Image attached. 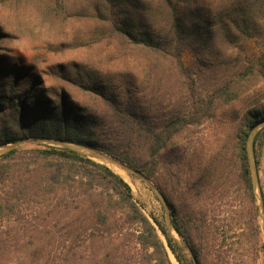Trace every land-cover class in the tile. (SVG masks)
Listing matches in <instances>:
<instances>
[{
    "label": "trees",
    "instance_id": "obj_1",
    "mask_svg": "<svg viewBox=\"0 0 264 264\" xmlns=\"http://www.w3.org/2000/svg\"><path fill=\"white\" fill-rule=\"evenodd\" d=\"M16 1L0 0V6L15 9ZM91 8L74 14L93 18L98 45H113L114 54L106 52L102 59L127 70L111 76L122 86L109 90V75L84 70L87 75L80 76L87 82L79 85L95 94L99 105L90 110L73 102L64 87L45 88L31 67L0 55V145L42 138L75 142L113 156L140 178L157 177L163 153L171 150L174 139L202 124L217 99L237 97V90L224 79L214 85L207 100L197 96L182 52L190 49L198 57L203 54L197 47L202 51V46H216L222 37L236 42L240 36L252 35L253 18L264 9V0H93ZM1 33L0 28V38ZM211 57L217 59L208 51L206 61ZM58 70V75L75 71L61 66ZM142 83L151 85L149 103ZM263 120L264 100L242 114L234 132L237 175L252 202L246 140L251 128ZM263 144L264 126L253 140L257 171ZM169 159L168 171L179 167L181 158ZM261 190L264 206L262 185ZM1 192L8 196L2 198ZM13 199L24 203L28 218L22 220L28 226L23 225L21 236L0 233V264H8L11 254L17 264H129L123 248L130 242L153 249L151 257L138 264H172L130 185L106 165L77 151L42 144L29 150L15 146L0 154V208H12ZM168 203L171 225L182 245L154 214L149 216L178 264H194L193 258H186L187 250L201 264L188 227L170 199ZM252 228L263 249L255 220ZM51 255L54 259H49Z\"/></svg>",
    "mask_w": 264,
    "mask_h": 264
},
{
    "label": "rangeland",
    "instance_id": "obj_2",
    "mask_svg": "<svg viewBox=\"0 0 264 264\" xmlns=\"http://www.w3.org/2000/svg\"><path fill=\"white\" fill-rule=\"evenodd\" d=\"M92 3L93 0H19L12 4L15 9H11V5L0 6V55L31 67L45 88L64 87L73 102L96 110L98 99L79 85L87 82L80 75H87L84 70L94 72L93 75H109L106 84L110 86L109 90H113L122 83L111 76L127 70L120 69L124 66L119 63L102 59L106 52L113 55L114 49L112 44L96 43L98 37L93 33V18L74 14L82 13L83 7L92 10ZM253 19L256 20L254 33L248 37L240 36L236 42H228L226 37H222L216 46H202L203 52L197 47V52L203 54L198 57L190 49L182 52L184 66L195 80L197 96L207 100L214 85L224 79L237 90V97L229 101L217 99L213 109L210 105L208 115L202 117V124L176 137L171 150L163 153L157 177L147 178L166 200L170 199L174 204L178 218L190 231L201 264H264V230L259 201L253 184L255 201L249 199L237 175L234 160V132L240 118L247 109L264 100V66L259 64L260 59L264 62V9ZM208 51L217 55V59L211 57L212 60L206 61ZM60 66L64 70L75 71L58 75L56 72ZM140 86L145 102H148L151 85L142 83ZM176 93L172 91V94ZM260 122L256 125H262ZM31 140L19 141L17 146L24 150L42 147V144ZM174 157L181 158L180 165L168 171L167 166H171L169 158ZM259 160L257 174L262 197L264 144L259 149ZM18 167L15 165L13 168L17 170ZM120 172L134 197L144 204L145 212L154 214L169 236L172 233L181 241L176 232L168 231L164 206L145 178L129 171ZM6 196L8 194L1 192L2 198ZM11 203L12 208H0V233L21 236L28 226L23 223L28 218L24 212L25 205L15 199ZM262 209L264 213L263 198ZM254 220L260 227L263 249L254 235ZM123 250L129 264L147 261L153 251L151 247L142 249L133 242L126 244ZM167 254L172 264H178L171 249ZM185 254L186 258L194 257L197 262L188 250ZM51 258L54 259L53 255ZM8 264H17L15 254L10 255Z\"/></svg>",
    "mask_w": 264,
    "mask_h": 264
},
{
    "label": "water",
    "instance_id": "obj_3",
    "mask_svg": "<svg viewBox=\"0 0 264 264\" xmlns=\"http://www.w3.org/2000/svg\"><path fill=\"white\" fill-rule=\"evenodd\" d=\"M260 124L262 125H255L247 140H246V151H247V156H248V160H249V165H250V172H251V180H252V184H253V188H254V192L256 194V197L258 198L259 201V214L260 217L262 219L263 222V230H264V213H263V209H262V197H261V193H260V186H259V180H258V174H257V169H256V164H255V159H254V155H253V140H254V136L257 133V131L264 126V120L260 122ZM32 143H40V144H47V145H53L56 147H64V148H69L72 149L74 151H77L99 163H102L104 165H106L107 167H109L110 169H112L114 172H116L117 174H119L122 178H123V174H121L120 171H129L132 173L136 174V171L131 169L129 166H127L126 164L122 163L121 161H119L118 159L114 158L113 156L92 148L90 146H86L83 144H79V143H75V142H65V141H60V140H55V139H50V138H42V139H34L31 140ZM17 143H8V144H1L0 145V154H2L3 152L9 150L10 148H13L15 146H17ZM124 179V178H123ZM125 180V179H124ZM148 184L150 185L151 189L153 190V192L155 193V195L159 198V200L161 201V203L164 206V211H165V220H166V225L168 228V231L171 233V231L175 230L173 229L172 225H171V221H170V206L167 202V200L165 199V197L159 192V190L153 185L151 184L147 179H145ZM128 183V182H127ZM147 214V213H146ZM147 216L149 217V219L151 220V222L154 224V226L157 229V232L160 236V238L163 240L164 244H165V248L167 249V252L170 251L167 243H166V239H164V237L162 236V232L160 231V229L157 227L155 221L149 216V214H147ZM161 234V235H160ZM172 238H174L177 243L179 245H182L181 241L176 238L172 233L170 234ZM194 263L197 264L195 258L193 257ZM172 263V262H171Z\"/></svg>",
    "mask_w": 264,
    "mask_h": 264
}]
</instances>
